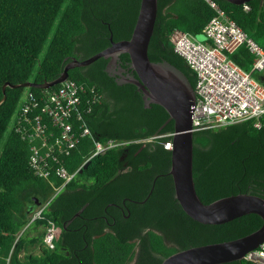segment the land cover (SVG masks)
<instances>
[{
    "label": "trees",
    "instance_id": "1",
    "mask_svg": "<svg viewBox=\"0 0 264 264\" xmlns=\"http://www.w3.org/2000/svg\"><path fill=\"white\" fill-rule=\"evenodd\" d=\"M140 1L0 0V99L7 81L54 79L70 59H85L109 46L111 34L116 41L129 38ZM215 1L264 48V0ZM214 14L206 0H158L150 59L171 62L195 88L197 75L174 50L171 35L178 30L199 34ZM231 57L249 69L254 55L242 45ZM119 58L123 64L130 61L127 52ZM108 60L99 57L71 68L69 78L94 84L102 94L87 116L93 138L125 143L88 159L93 138L82 137L65 157L75 174L57 194L63 179L35 173L29 139L16 127L25 95L52 91L60 83L6 87L0 104V264H129L133 259L134 264H160L177 250L236 238L262 225L254 212L203 223L183 209L169 173L171 149L164 144L174 131L172 124L165 126L168 111L155 105L152 112L140 97L124 93L105 69ZM261 120V126L245 120L194 131V180L204 202L239 192L264 198V115ZM136 128L143 132H133ZM149 135H159L155 147L135 140ZM47 201L41 218L31 221ZM51 220L62 228L54 248L43 241ZM217 264L262 263L243 258Z\"/></svg>",
    "mask_w": 264,
    "mask_h": 264
},
{
    "label": "built area",
    "instance_id": "2",
    "mask_svg": "<svg viewBox=\"0 0 264 264\" xmlns=\"http://www.w3.org/2000/svg\"><path fill=\"white\" fill-rule=\"evenodd\" d=\"M214 16L199 34L178 30L171 35L174 50L183 56L197 75L193 106V130L215 128L245 120L261 126L264 115V48L250 36L215 0H206ZM245 8L249 6L246 4ZM242 45L254 55L249 69L231 54ZM102 94L94 84L67 78L52 91L28 92L22 103L16 129L30 142L29 163L35 173L48 180L63 179L56 194L74 176L65 165V157L82 137L93 138L87 116ZM91 157L123 144L114 139L93 138ZM165 146L172 148V140ZM49 201L39 205L31 221L41 218ZM61 227L53 220L45 228L44 245L54 248ZM245 259L264 264V241L250 250Z\"/></svg>",
    "mask_w": 264,
    "mask_h": 264
},
{
    "label": "water",
    "instance_id": "3",
    "mask_svg": "<svg viewBox=\"0 0 264 264\" xmlns=\"http://www.w3.org/2000/svg\"><path fill=\"white\" fill-rule=\"evenodd\" d=\"M243 4L249 0H228ZM158 12V0H141L135 25L129 38L114 40L95 54L85 58L70 59L63 71L51 80L43 82L26 81L22 83L5 82L6 87L36 86L49 88L69 78V70L76 66L88 65L99 57L112 58L127 52L131 66L138 78L137 83L151 100L161 104L175 121L172 134L171 166L169 173L174 182L175 196L183 209L194 219L203 223H224L247 213H257L263 218L262 225L245 235L229 240L189 246L166 256L160 264H217L243 259L246 253L264 241V198L258 194L239 192L204 202L196 189L193 172L194 130L193 106L196 92L186 74L167 60L153 61L148 49L154 31ZM87 160L79 171L89 164Z\"/></svg>",
    "mask_w": 264,
    "mask_h": 264
},
{
    "label": "flooded vegetation",
    "instance_id": "4",
    "mask_svg": "<svg viewBox=\"0 0 264 264\" xmlns=\"http://www.w3.org/2000/svg\"><path fill=\"white\" fill-rule=\"evenodd\" d=\"M120 54L116 55L114 59L109 58L107 65L105 67L106 71L109 73V76L113 77L116 82L123 85L122 87L124 89V93H126L129 97L131 95L134 97V99H138V97H140L144 107L149 108L150 110H152V112L155 111L156 109H158L155 105H161V104L152 101L150 96L146 95L145 91L137 83H135L134 81H130V79L134 77L138 78V74L135 71V69H133V67L131 66V59L130 61H127L125 64H123L119 58ZM171 124L173 125V130H175V121L169 114V117L166 119L165 126L168 128L171 126ZM133 132L140 133L143 132V129L136 128L134 129ZM158 137L159 135H149V136L136 138L135 140L138 141L143 147L145 146L155 147L158 143L157 140ZM122 142L123 144L125 143L124 141ZM124 158L125 155H123L122 159ZM153 184H155V179Z\"/></svg>",
    "mask_w": 264,
    "mask_h": 264
},
{
    "label": "rangeland",
    "instance_id": "5",
    "mask_svg": "<svg viewBox=\"0 0 264 264\" xmlns=\"http://www.w3.org/2000/svg\"><path fill=\"white\" fill-rule=\"evenodd\" d=\"M198 39H201V40L204 39V35H203V34H199V35H198ZM42 54H43V52H42ZM30 228H31V227H30ZM61 230H62V229H61ZM60 233H61V232H60ZM37 250H38V249H37ZM37 250H36V251H37ZM129 264H134V259L131 260V261L129 262Z\"/></svg>",
    "mask_w": 264,
    "mask_h": 264
},
{
    "label": "crops",
    "instance_id": "6",
    "mask_svg": "<svg viewBox=\"0 0 264 264\" xmlns=\"http://www.w3.org/2000/svg\"><path fill=\"white\" fill-rule=\"evenodd\" d=\"M262 75H263L262 73H259V75H258V76H259V78H261V76H262ZM262 78H263V76H262ZM262 78H261V79H262Z\"/></svg>",
    "mask_w": 264,
    "mask_h": 264
}]
</instances>
